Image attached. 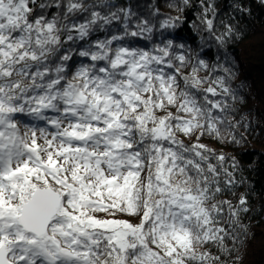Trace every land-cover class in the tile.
<instances>
[{"label": "snow or ice", "instance_id": "obj_1", "mask_svg": "<svg viewBox=\"0 0 264 264\" xmlns=\"http://www.w3.org/2000/svg\"><path fill=\"white\" fill-rule=\"evenodd\" d=\"M53 5L60 7L57 0H0V264H217L220 257L197 248L212 242L230 251L217 217L227 204L238 224L248 202L241 196L238 208L230 201L209 206L222 191L217 167L207 163L211 150L186 146L177 133L223 139L218 125L240 122L231 124L226 101L208 94L235 101L236 93L218 77L198 103L189 89L206 83L197 76L209 67L202 59L178 91L188 58L175 54L172 40L155 43L148 20L129 31L130 8L109 16L92 11L87 22L69 26L46 17ZM87 10L79 0L68 4V12ZM121 14L123 34L80 49L91 63L71 71L62 35L83 41L92 25ZM203 22L213 27L211 19ZM129 36L153 46L113 47ZM20 116L43 126L24 123L22 131ZM243 139L232 135L231 143ZM231 167L238 168L234 157ZM223 171L224 185H234V173Z\"/></svg>", "mask_w": 264, "mask_h": 264}, {"label": "trees", "instance_id": "obj_2", "mask_svg": "<svg viewBox=\"0 0 264 264\" xmlns=\"http://www.w3.org/2000/svg\"><path fill=\"white\" fill-rule=\"evenodd\" d=\"M69 2L70 0H57L60 7H49L45 12L46 17L51 19L57 16L61 24L71 26L74 23L78 25L87 22L91 19L92 11L109 16L117 9L130 8L134 15L128 21L129 31L135 30L141 21L148 20L153 26L155 43L159 44L162 39L172 40L175 54H183L188 58L180 69L178 91L184 89L182 77L191 76L197 59L204 60L209 67L201 68L197 76L206 80V83L199 90L189 89L198 103H205L203 88L209 85L216 87L212 81L218 77L225 78L226 86L236 93L237 100L233 101L230 96L211 97L208 94L209 99L226 101L229 105L227 119L233 125L238 121L240 123L236 127H231L228 123L218 125L223 139L207 133L201 136L199 131L190 137L177 133V139L186 146L200 143L211 150L207 163L217 167L222 191L208 202L209 206L221 201H230L233 208H238L239 200L243 196L248 202L245 206L249 210L240 212L238 224H233L232 221L236 218L229 214V206L223 204V211L217 217V226L224 228L228 233L224 239V247L230 251L225 252L217 244L209 242L198 247L197 252H207L220 257L217 264H250L254 258L255 264H264V246H259L258 249L255 246V241L260 238L259 232L264 229V0H188L187 4L184 0H79L88 10L74 12H68ZM104 3L112 7L102 6ZM169 17H179L176 26L160 28V24ZM205 19L213 21L211 29L203 22ZM124 23L122 14L120 19H113L109 24L98 21L92 25L89 36L83 41H67V34H63L61 39L65 44L61 54L71 50L72 60L67 62L71 71L74 72L81 64L91 63L88 58L78 55L80 49L87 48L96 40L122 35ZM228 27L233 30L230 35H226ZM72 34L76 35L75 32ZM218 37H222L223 42L217 39ZM117 43L146 50L153 46V41L130 36L122 42H114L113 47ZM180 45L184 47L181 48ZM224 69H229L231 75ZM217 91L220 89L217 88ZM169 110L175 113V108ZM164 114L157 112V115ZM18 118L22 121V131L24 123L43 126V122L32 121L28 117ZM232 135H236L238 139L242 136L244 139L238 145L233 144ZM221 154L226 158L222 163L216 159V156ZM233 157L238 164L237 169L231 167ZM224 169L234 173V185H224L227 179ZM98 215L104 218L103 213ZM117 218L139 223V217L119 214Z\"/></svg>", "mask_w": 264, "mask_h": 264}, {"label": "rangeland", "instance_id": "obj_3", "mask_svg": "<svg viewBox=\"0 0 264 264\" xmlns=\"http://www.w3.org/2000/svg\"><path fill=\"white\" fill-rule=\"evenodd\" d=\"M259 239L258 240H256L255 241V246H256V248L258 249L259 248V246L261 247H263L264 246V229H262L260 232H259ZM252 262V263H251ZM255 262H256V258H254V261H252V259H251V261H250V264H255Z\"/></svg>", "mask_w": 264, "mask_h": 264}]
</instances>
